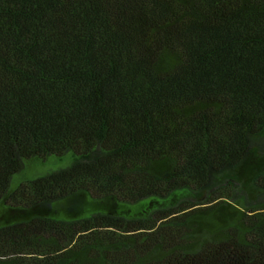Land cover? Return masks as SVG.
Instances as JSON below:
<instances>
[{
    "label": "trees",
    "instance_id": "16d2710c",
    "mask_svg": "<svg viewBox=\"0 0 264 264\" xmlns=\"http://www.w3.org/2000/svg\"><path fill=\"white\" fill-rule=\"evenodd\" d=\"M0 264H264V0H0Z\"/></svg>",
    "mask_w": 264,
    "mask_h": 264
},
{
    "label": "rangeland",
    "instance_id": "374dc122",
    "mask_svg": "<svg viewBox=\"0 0 264 264\" xmlns=\"http://www.w3.org/2000/svg\"><path fill=\"white\" fill-rule=\"evenodd\" d=\"M70 163V159H58L54 156H49L48 159L42 160L38 163L32 162L21 172L14 176L13 186H16L19 182L38 176L50 170H56L62 168Z\"/></svg>",
    "mask_w": 264,
    "mask_h": 264
}]
</instances>
